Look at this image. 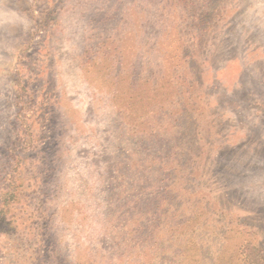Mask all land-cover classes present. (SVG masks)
Segmentation results:
<instances>
[{
	"label": "rangeland",
	"instance_id": "obj_1",
	"mask_svg": "<svg viewBox=\"0 0 264 264\" xmlns=\"http://www.w3.org/2000/svg\"><path fill=\"white\" fill-rule=\"evenodd\" d=\"M0 264H264V0H0Z\"/></svg>",
	"mask_w": 264,
	"mask_h": 264
}]
</instances>
